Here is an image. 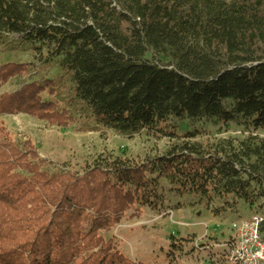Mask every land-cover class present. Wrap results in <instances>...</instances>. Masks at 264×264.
I'll list each match as a JSON object with an SVG mask.
<instances>
[{"label":"trees","instance_id":"trees-1","mask_svg":"<svg viewBox=\"0 0 264 264\" xmlns=\"http://www.w3.org/2000/svg\"><path fill=\"white\" fill-rule=\"evenodd\" d=\"M6 42L69 75L67 107L81 105L119 137L178 140L166 132L172 122L264 134V0H0ZM29 72L1 65L0 89ZM53 86L0 95V117L67 128L73 118L52 100ZM176 143L144 161L102 155L79 176L50 171L31 140L0 123V264H135L107 236L130 211L163 209L167 194L223 211L264 208V140Z\"/></svg>","mask_w":264,"mask_h":264},{"label":"rangeland","instance_id":"rangeland-1","mask_svg":"<svg viewBox=\"0 0 264 264\" xmlns=\"http://www.w3.org/2000/svg\"><path fill=\"white\" fill-rule=\"evenodd\" d=\"M36 57L30 51H15L10 42L0 45V66L9 63L30 65L29 74L4 85L0 95L14 93L23 84L53 82L55 96L52 100L58 102L60 109L68 111L73 122L67 128H61L18 115L1 116L0 123L18 138L31 140L39 158L51 164L50 171L62 169L81 176L83 170L102 155L134 161L154 159L161 157L178 141L209 147L227 143L237 148L253 138L264 140V134L250 132L243 127L213 126L204 122H172L166 132H174L178 140L158 133H142L132 138L119 137L89 121L81 105L72 103L67 107V102L73 100L70 76L61 73L54 63H46L44 59ZM146 59L151 61L152 56L148 55ZM194 133H198V136L192 140L185 139ZM166 198L167 203L160 211L126 213L120 225L108 234L107 238H111L117 250L131 262L225 264L223 259L231 241L230 226L237 221L249 220L254 215L264 216V208L257 209L261 203L254 210L237 203L234 209L223 211L218 209L221 204L215 200L209 202L194 195L172 198L167 194ZM230 203L234 206L233 202ZM173 244H178L179 249L173 248Z\"/></svg>","mask_w":264,"mask_h":264},{"label":"built area","instance_id":"built-area-1","mask_svg":"<svg viewBox=\"0 0 264 264\" xmlns=\"http://www.w3.org/2000/svg\"><path fill=\"white\" fill-rule=\"evenodd\" d=\"M263 225L264 216L254 215L230 226L231 241L226 254L228 264H264Z\"/></svg>","mask_w":264,"mask_h":264}]
</instances>
